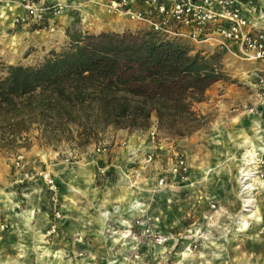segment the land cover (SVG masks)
<instances>
[{
	"label": "rangeland",
	"instance_id": "obj_1",
	"mask_svg": "<svg viewBox=\"0 0 264 264\" xmlns=\"http://www.w3.org/2000/svg\"><path fill=\"white\" fill-rule=\"evenodd\" d=\"M100 4L82 10L89 26H150ZM11 18H0V77L29 49ZM223 63L230 80L196 105L206 121L189 136L158 132L152 117L146 130L106 127L83 148L0 156V264H264L263 65L230 53Z\"/></svg>",
	"mask_w": 264,
	"mask_h": 264
},
{
	"label": "trees",
	"instance_id": "obj_2",
	"mask_svg": "<svg viewBox=\"0 0 264 264\" xmlns=\"http://www.w3.org/2000/svg\"><path fill=\"white\" fill-rule=\"evenodd\" d=\"M246 2L248 0H240ZM68 44L39 63L8 64L0 77V156L34 144L83 148L104 128L186 137L206 116L196 108L217 81L224 55L148 27L91 33L66 28Z\"/></svg>",
	"mask_w": 264,
	"mask_h": 264
},
{
	"label": "built area",
	"instance_id": "obj_3",
	"mask_svg": "<svg viewBox=\"0 0 264 264\" xmlns=\"http://www.w3.org/2000/svg\"><path fill=\"white\" fill-rule=\"evenodd\" d=\"M153 11L143 13L127 7V0H106L109 11L147 21L154 31L180 36L195 43H208L224 55L232 54L244 61L263 65L264 11L259 0H144ZM8 8L15 24L37 25L51 31L66 5L61 0H0ZM182 169L185 162L180 160ZM136 224L140 221L136 220Z\"/></svg>",
	"mask_w": 264,
	"mask_h": 264
},
{
	"label": "crops",
	"instance_id": "obj_4",
	"mask_svg": "<svg viewBox=\"0 0 264 264\" xmlns=\"http://www.w3.org/2000/svg\"><path fill=\"white\" fill-rule=\"evenodd\" d=\"M65 3L66 7L63 10L60 17L57 18L56 24L53 30L48 31L39 28L37 25H25V24H15L12 21H10V26L13 28L12 32H14V36H17L19 39L18 42H20V48H29L27 51V56L21 60H18L16 62H12L11 64H25V62H31L36 60H43L44 57L47 55L48 51L51 49L59 50L62 46H65L68 44V37L65 33L66 28L73 25L78 24L82 29L87 30L91 33H98L100 31H116L121 32L125 29H128L129 27H124L118 25L113 26L111 23L108 25V27L105 28H98L93 26H89V22L92 21V18H89V22H87L86 17L84 18V13H82V10H88L89 8L93 10H103L102 6H100L101 3H105L106 0H100V1H94V0H61ZM261 0H259L260 2ZM264 3V0H262ZM4 11V9H3ZM87 11V12H88ZM98 12V11H97ZM8 8L5 10V17L6 19L10 16H12L11 12L8 14ZM4 17V16H3ZM115 18V16H113ZM2 18V17H0ZM5 19V20H6ZM116 19H114L115 21ZM114 24V23H112ZM120 24V23H116ZM91 27H94L91 28ZM195 50L196 49H209V45L206 43H197L194 44ZM14 57V55L8 54V57ZM31 57H33L31 59ZM10 64V63H9ZM202 103V102H201ZM198 103L197 105L201 104ZM246 146H251L252 143L249 139H246L245 141H241V144ZM255 152V151H254Z\"/></svg>",
	"mask_w": 264,
	"mask_h": 264
},
{
	"label": "bare ground",
	"instance_id": "obj_5",
	"mask_svg": "<svg viewBox=\"0 0 264 264\" xmlns=\"http://www.w3.org/2000/svg\"><path fill=\"white\" fill-rule=\"evenodd\" d=\"M6 7H4V8H2L1 9V11H2V13H3V16H5V13L3 12V9H5ZM264 152V151H263ZM256 155V154H255ZM255 155L253 156V157H255ZM249 157H246V160H247V162L245 163V164H243V166H245L246 165V167H247V164H253L255 161H249V159H248ZM253 159V158H252ZM258 161L259 160H257L256 159V163H258ZM255 168V166H253V169ZM246 169V168H245ZM244 170V169H243ZM249 170H250V168H249ZM258 170V169H257ZM254 173H256L255 171H252V170H250V171H246L244 174H243V176H248V178H245V179H249L252 175ZM254 176V175H253Z\"/></svg>",
	"mask_w": 264,
	"mask_h": 264
}]
</instances>
